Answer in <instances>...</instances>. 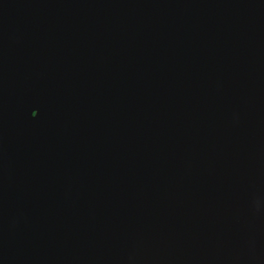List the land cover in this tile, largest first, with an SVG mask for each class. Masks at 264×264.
<instances>
[{"label":"water","instance_id":"water-1","mask_svg":"<svg viewBox=\"0 0 264 264\" xmlns=\"http://www.w3.org/2000/svg\"><path fill=\"white\" fill-rule=\"evenodd\" d=\"M0 264H264V0H0Z\"/></svg>","mask_w":264,"mask_h":264},{"label":"snow or ice","instance_id":"snow-or-ice-1","mask_svg":"<svg viewBox=\"0 0 264 264\" xmlns=\"http://www.w3.org/2000/svg\"><path fill=\"white\" fill-rule=\"evenodd\" d=\"M36 114H37L36 112H32V113H31V115H32L33 117H35Z\"/></svg>","mask_w":264,"mask_h":264}]
</instances>
